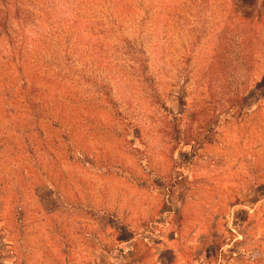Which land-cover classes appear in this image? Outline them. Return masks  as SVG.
Listing matches in <instances>:
<instances>
[{"label":"rangeland","instance_id":"obj_1","mask_svg":"<svg viewBox=\"0 0 264 264\" xmlns=\"http://www.w3.org/2000/svg\"><path fill=\"white\" fill-rule=\"evenodd\" d=\"M0 264H264V0H0Z\"/></svg>","mask_w":264,"mask_h":264},{"label":"crops","instance_id":"obj_2","mask_svg":"<svg viewBox=\"0 0 264 264\" xmlns=\"http://www.w3.org/2000/svg\"><path fill=\"white\" fill-rule=\"evenodd\" d=\"M114 260V262H116V259H113Z\"/></svg>","mask_w":264,"mask_h":264}]
</instances>
